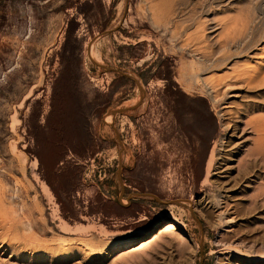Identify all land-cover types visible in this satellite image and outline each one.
<instances>
[{
  "label": "rangeland",
  "instance_id": "rangeland-1",
  "mask_svg": "<svg viewBox=\"0 0 264 264\" xmlns=\"http://www.w3.org/2000/svg\"><path fill=\"white\" fill-rule=\"evenodd\" d=\"M263 55L264 0H0V264H264Z\"/></svg>",
  "mask_w": 264,
  "mask_h": 264
},
{
  "label": "bare ground",
  "instance_id": "bare-ground-1",
  "mask_svg": "<svg viewBox=\"0 0 264 264\" xmlns=\"http://www.w3.org/2000/svg\"><path fill=\"white\" fill-rule=\"evenodd\" d=\"M247 29H249V28H247ZM219 34V33H218ZM241 36V39H239L240 40V44H242V46L243 47H245L246 49H249V47L251 46V40L248 38V35L246 34V33H242V35H240ZM220 37V36H219ZM238 38V37H237ZM237 38L235 39V38H233V39H235V40H237ZM230 40V39H229ZM229 40H227V41H229ZM234 40V41H235ZM262 40H263V38H262ZM232 41V40H231ZM224 42L226 43V40L224 39ZM223 42V43H224ZM230 42V41H229ZM229 42H227L226 43V46L227 47H229L230 48V44H228ZM239 42V41H238ZM237 42V43H238ZM232 43V42H231ZM233 45V44H232ZM231 45V46H232ZM235 45V44H234ZM254 45V44H253ZM252 45V46H253ZM258 46V45H257ZM92 51H93V53H94V56H95V58L99 61V62H101L100 61V57H99V54L98 55H95V52L97 53L98 52V49L96 48V46L94 45H92ZM225 49H226V47H224ZM238 48V47H237ZM236 48V49H237ZM241 48V47H240ZM246 49H244V50H246ZM252 49V48H251ZM250 49V50H251ZM229 50V49H228ZM243 50V49H242ZM230 51H231V49H230ZM246 51H248V50H246ZM245 51V52H246ZM260 53H263L262 51L260 52ZM205 54V53H204ZM258 55H259V53H258ZM257 55V56H258ZM261 57H263L264 58V55L263 56H261ZM260 58V57H259ZM262 60V59H261ZM263 62V61H262ZM249 64V63H248ZM260 64H262V65H257L259 68H260V66H262L263 67V65H264V63H260ZM249 65H251V64H249ZM243 66V65H242ZM252 66V65H251ZM249 67L248 69L249 70H244V71H234V75H233V78H235L236 80H239V79H242L243 80V82H245L244 84L245 85H247V86H249L250 84L251 85H255V86H264V71H262L263 70V68H262V70L261 69H259L258 67H255V66H253V67ZM222 79H224V78H222ZM226 80V79H225ZM229 80V79H228ZM241 80V81H242ZM203 81H204V79H203ZM240 81V80H239ZM205 82H208V81H204V83ZM231 83V82H230ZM206 84H208V83H206ZM250 85V86H251ZM218 86V85H217ZM226 87V89L227 90H229V89H231L232 88V86H229V85H226L225 86ZM252 87V86H251ZM254 87V86H253ZM210 88V87H209ZM225 89V88H224ZM224 89H223V92H224ZM225 89V90H226ZM211 91V90H210ZM218 91V90H217ZM216 90L214 91V93L216 94V96L214 95L213 97H214V101H215V99H216V101H218L217 100V98H218V96H219V92H221L222 93V95H223V92L220 90L219 92H217ZM226 92V91H225ZM224 92V93H225ZM209 93V92H208ZM213 93V92H212ZM221 93H220V95H221ZM140 95V97L142 96L141 95V93L139 94ZM210 95V94H209ZM210 96H212V95H210ZM139 96H138V98L135 100V101H131V102H124L120 107H118V108H116L115 110H121V108H127V107H132V106H134L135 104H137V102H138V100H139V98H140ZM233 97V96H232ZM113 118H114V115L112 114L111 115V120H110V122H112V120H113ZM259 121V124L258 123H255V122H253L252 124L254 125V129H255V131H256V133H257V138H256V141H255V143H256V149H253V151H251V152H249V156L251 157V156H253V154H255V155H257V156H260V155H262V150L264 149H262V144L264 143V123L261 121L260 122V120H258ZM255 123V124H254ZM261 123V124H260ZM230 124V123H229ZM230 126V125H229ZM228 126V127H229ZM232 127V126H231ZM230 128V127H229ZM236 128V127H235ZM234 136V135H233ZM239 139H240V137H239ZM226 144V143H225ZM239 144V143H238ZM234 145H236V144H234ZM231 144H229V148H230V150L228 149V151H223V152H221L219 155V157H221V158H224L225 157V155L226 154H228V152H231V150L232 149H234V148H231ZM237 146V145H236ZM239 146H241V145H239ZM264 146V145H263ZM215 147V146H214ZM224 149V148H223ZM227 149V148H226ZM238 149V148H237ZM262 149V150H261ZM255 150V151H254ZM225 152V153H224ZM214 153V152H213ZM113 157V156H112ZM263 157V156H262ZM215 167V166H214ZM218 168V167H217ZM222 167L220 166L218 169H221ZM225 168V167H224ZM223 172V171H222ZM220 204V203H219ZM174 207V206H173ZM182 208V207H181ZM174 209V208H173ZM179 209V208H178ZM177 209V210H178ZM181 210V209H180ZM184 211V210H183ZM180 216V215H179ZM180 218V217H179ZM183 223V222H182ZM172 226H170V225H168V226H166L165 228H163V229H161L158 233H157V235H155L154 237H152V239L150 240V241H148V244H151V243H155V242H157V240L160 238V237H162V235H163V233H164V231H167L168 229H170ZM173 230V229H172ZM144 244H145V242H144ZM122 254H125L124 252H122V253H120L118 256L120 257V255H122ZM119 259H121V258H119Z\"/></svg>",
  "mask_w": 264,
  "mask_h": 264
},
{
  "label": "water",
  "instance_id": "water-1",
  "mask_svg": "<svg viewBox=\"0 0 264 264\" xmlns=\"http://www.w3.org/2000/svg\"><path fill=\"white\" fill-rule=\"evenodd\" d=\"M105 33H107V32H105ZM141 95H142V92H141ZM141 97H142V96H141ZM138 103H139V102H137V104H135V105L132 106V107L121 108V110H113V111H112V114L115 116V114H117V113L126 112L127 110H130V109H133V108L137 107Z\"/></svg>",
  "mask_w": 264,
  "mask_h": 264
}]
</instances>
